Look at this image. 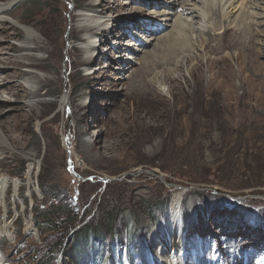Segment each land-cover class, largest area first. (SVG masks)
Here are the masks:
<instances>
[{"label": "rangeland", "instance_id": "374dc122", "mask_svg": "<svg viewBox=\"0 0 264 264\" xmlns=\"http://www.w3.org/2000/svg\"><path fill=\"white\" fill-rule=\"evenodd\" d=\"M12 1L20 2L11 10L15 13L0 23V181L9 184L0 198V229L10 235L0 241L3 264H37L46 257L52 264H71L58 249L61 243L107 212L118 213L119 219L112 232L115 249L109 251L112 241L105 236L102 264H183L182 258L187 264L196 258L221 264L223 250H240L239 264L248 257L252 264H264V34L253 37L240 59L237 48L216 54L201 47L199 34L188 33L189 48L174 58L179 64L167 66L172 81L162 77L152 85L156 92L142 97L130 90L142 76L128 79L131 71L121 72V59L114 62L119 57L111 56L131 53L124 46L139 42L136 35H167L174 18L165 23L156 16L173 13L168 5L153 0ZM108 2L129 15H102ZM137 8L150 16L135 13ZM254 13L261 16L245 24L264 29L259 26L264 11ZM237 17L232 14L226 27L222 20L221 31L244 23ZM120 18L123 23L129 18V27L119 50L109 46L117 42V33L105 44L73 31V25H90L96 32V22ZM151 19L154 24L145 26ZM167 24L163 32L155 30ZM144 29L148 33L140 32ZM216 33L203 36L214 38L211 50L218 47ZM20 46L29 48L21 51ZM11 56L20 58L13 62ZM136 57L126 61L132 70L139 67L141 54ZM84 62L92 64L84 67ZM69 98L79 106L77 112L67 106ZM82 140L90 141V156L83 153ZM175 193L183 194V210L191 203L194 212L188 247L179 256L171 253ZM44 212L54 214L51 228L41 223ZM130 234L138 245L127 250ZM158 238L166 241L165 251ZM93 255L88 249L73 264Z\"/></svg>", "mask_w": 264, "mask_h": 264}, {"label": "bare ground", "instance_id": "6f19581e", "mask_svg": "<svg viewBox=\"0 0 264 264\" xmlns=\"http://www.w3.org/2000/svg\"><path fill=\"white\" fill-rule=\"evenodd\" d=\"M135 1L136 0H131V1L128 0L129 4H132L131 2H135ZM150 1L151 0H143V2H150ZM153 1H156V2L161 1L160 2L161 4L164 3L166 6L168 5L167 7L169 8V10L173 11V13L175 12L174 14L173 13H170V14L169 13H163L162 15L156 16V17H158L156 19L157 22L160 20L161 22H165V23L171 22V18L173 17L174 22H173V24L170 25L171 31L167 35H164L162 38L155 37V36L153 37V36L136 35L138 38H140L139 39L140 44L138 46L135 45L134 43H129V44H126L124 46V44L120 42L121 39L126 36L124 31L126 29H128L129 26L127 25V22H125V21L129 20V18L125 19L124 23H123V18H120V19L114 20V21L106 20L103 23L96 22V24H98V28L96 27L97 28L96 32L91 31L92 26H90V25L86 26V27L85 26L78 27V26L73 25V28H74L73 31L74 32L75 31L78 32V31L82 30L88 35L86 40H90L91 38H93L95 40V39L99 38V39L105 40L104 41L105 44L108 42V38L110 35L114 36V33H117V35H118V39L116 40L117 42L114 43L113 46L109 44L110 48L112 50L113 49L119 50L120 49L119 47H122V46L127 47V49L129 48L128 52H131L129 54H131L133 56H129V54H128V56L125 57V54H122V55L114 54L111 57H112V59L119 57L118 60L114 59L115 60L114 62H119V60L121 59L119 62L120 66H121V68H119V69L121 70V72L131 71L130 75L127 76L128 79H131L133 77V75H135V76L141 75L142 76L143 80L141 81V83L138 85H136V84L132 85V87L130 89L132 93H135V94L142 96V97L153 95L156 91L153 89L152 85H154L156 83H160L158 80H161L162 77H163V80L166 81L167 83H170L172 81V78L169 76V74L166 73L167 70H171V69H167V66H169L170 64L172 66L179 64V62H174V58L178 53H180L181 51H185L184 49H187V47H188L187 42H189V40L192 37V36L188 35V33L193 35V33L196 32L197 34H199V36H201L199 38L202 39L201 47L204 50L208 49L210 51H215V52L217 51L218 52V51H220V49L229 48V46H231L233 48L235 47L239 50L238 58H240V59H242L244 54L247 53V49L249 48L250 44L254 43L255 40H253V37L257 38V37H259V35L264 34L263 28L260 29L258 27L259 29L251 30L249 27H247L249 24H245L246 22L249 23L248 21H251V20L252 21L258 20V17H260L261 15L255 14L254 11H256L257 9H259L260 11H264V7H262L260 5L262 2H264V0H260V2H257V0L256 1L255 0H182L179 3V5H177V7H176V4H178L179 0H153ZM19 3L15 4L12 0H9L5 3H1V5H0V19H1L0 23L4 22V20H2V19L6 16L7 13H12L11 12L12 8L17 6ZM262 4L264 5V3H262ZM107 5H108V9L107 10L104 9L102 15H105L107 11L120 13L119 15H127V16L129 15V14H127L128 12H116L114 7H112L109 4V2L107 3ZM199 6H201V7H199ZM156 7H158V6H156ZM162 8H163V6H162ZM130 9H132V8H129V10ZM144 9L141 10V9L137 8V10L135 9V11H136L135 13H142V14L149 15V13L147 11H145ZM178 10H180V11L178 12ZM130 11H132V10H130ZM13 13H15V12H13ZM152 13H154V12H152ZM235 13L238 14L237 19L240 18V20H243L244 23L241 24L242 21H239V23H237L233 26L228 25L229 27L224 28L223 31H221L220 27H222V26H221L220 22L223 20V26H225L224 23L228 22V19L231 18L232 14L234 15ZM183 16H186V17L184 18ZM132 19L139 20V17L132 16ZM235 21L236 20H234L232 22L234 23ZM216 22L217 23L219 22V24L214 25ZM145 23H146V24H144L145 26H149V25L154 24L152 19L146 21ZM252 23H254V22H252ZM110 24L112 25L111 27L109 26ZM253 25H255V23ZM167 26H168V24L165 26L160 25L159 27L155 28V30H160V32H163V30H166V28H168ZM259 26L264 27V22H262ZM149 29H151V28H149ZM219 29H220V32L216 33L219 31ZM206 30H208V33L205 35L204 32H206ZM140 32L148 33L147 30H145V29L141 30ZM215 33L217 34V36H219L220 40L218 43V47L215 45L216 46L215 49L211 50V49H213L212 47L214 45L211 46L210 43L212 40L214 41V38L211 41L210 40L207 41V39H204L203 36H205V37L211 36L212 37V34L215 35ZM27 38H28V36H27ZM2 39H5V38H2ZM33 40H34V38L32 39V41ZM213 41H212V43H213ZM154 42L157 45L153 44ZM256 42L261 43L260 41H256ZM146 43H148V44L146 45ZM32 47L33 46H31V48ZM27 48H29V47L23 48L20 46L21 51H24ZM18 49H19V47H18ZM10 50L15 52V49H13V48H10ZM85 50L88 52L90 49L85 48ZM221 51H224V50H221ZM82 52L84 53L85 51H81V53ZM217 52H216V54H217ZM257 53H258V55L261 56L264 52L261 53L260 51L257 50ZM139 54H141V58L139 60V67L135 70L134 69L132 70V67L130 66L131 64L129 63V65H127L128 63L126 64V61H129V60L136 61V58H137L136 56H138ZM92 57H93V59H94V57L96 58V56H91V58ZM18 58H20V57H13V56L9 57V59L13 62H16V59H18ZM35 60H37V59H35ZM91 64L92 63H90V62H86L83 66L86 67V66H90ZM160 68H162V71H160V72L154 71V70H158V69L160 70ZM176 71H179V70H176ZM28 74L30 76L32 75L30 72H24L23 76L26 75L27 78H29L30 76ZM11 76L15 77V74L13 73V74H11ZM147 76H148V78L146 79ZM34 82H36L37 86L42 87L41 86L42 81H40L39 79H37ZM4 87L5 86H3V88ZM0 88H1V86H0ZM5 89L6 88H4L3 90H5ZM33 94H37V92L34 91ZM20 95H21V93H20ZM67 101H68L67 106H69V105L72 106L73 112H77L79 109V106H77L75 104V102L73 100H71V98H69ZM101 131L102 130H100V132ZM85 141H87V140H85ZM89 143H90V141L84 142L82 140V144H83L82 146L84 147V148L82 147L84 149L83 153L87 156H90L89 151L92 148V146ZM7 184H8L7 180L2 179L0 181V198L4 197L5 190L9 185V184L8 185ZM15 187H16V185H15ZM182 199H183L182 193H175L173 196L172 203H171V214H172L173 221H175L179 225V235L176 239L173 240V244L171 246V253L175 256H179L180 252L182 251V248L185 246L186 237H187V234H188L190 227H191L190 222H191V220L193 218V214H194L193 205H191V203H189L188 207L185 210H183ZM7 236L10 237V235H8V233L6 232V229L5 228L3 230L0 229V241ZM158 242H159V246L162 249H164V251H165L166 247L164 246V243L159 238H158ZM239 253H240V250H238V251H230V250L225 251V250H223L220 253H218V257L220 258L221 264H239L242 262L241 261L242 258H241ZM3 261L4 260L0 254V264H3ZM195 261H196L195 264H206L204 261L198 260V258H196ZM182 263L187 264L183 258H182ZM252 263L253 262L250 261V257H248L246 259V264H252Z\"/></svg>", "mask_w": 264, "mask_h": 264}, {"label": "trees", "instance_id": "16d2710c", "mask_svg": "<svg viewBox=\"0 0 264 264\" xmlns=\"http://www.w3.org/2000/svg\"><path fill=\"white\" fill-rule=\"evenodd\" d=\"M152 208L153 207H149L150 210H152ZM103 210L104 209H102V212ZM166 218L167 219H164V224L165 227H167L168 232H170L171 224L168 215L166 216ZM118 219V213L114 215V213L112 212H107L106 215H104L103 217H100L96 220H92L82 225L80 229L74 231L71 234L64 246L61 243V246L58 248L59 251H61V254L64 255V259L73 264V260H79V258L83 254H85L88 249H93L96 255H93L92 257L84 256L82 258L81 264L86 263L85 259L89 261V264H102V260L104 257L103 251L105 252L107 248V245L105 244V240H107V238L105 237L106 234L109 237L108 239L112 241L110 247H108L109 251L110 249H115V245L113 243L115 242V240H113L112 232L116 229V222L118 221ZM51 220H55L54 214H52V212H44V214L42 215V225H48L50 226L49 228H51L53 225ZM135 239L136 237L134 235H129V239L127 238L126 244V246L128 247L127 250H131V248H135L136 245H138V241L136 242ZM68 242L69 245L67 246ZM143 248L145 249V246ZM98 251H100L99 255ZM50 259L51 257H46L40 262H37V264H52ZM130 261L132 262L133 260Z\"/></svg>", "mask_w": 264, "mask_h": 264}]
</instances>
